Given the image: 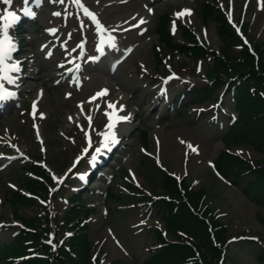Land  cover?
<instances>
[{"label":"rangeland","instance_id":"374dc122","mask_svg":"<svg viewBox=\"0 0 264 264\" xmlns=\"http://www.w3.org/2000/svg\"><path fill=\"white\" fill-rule=\"evenodd\" d=\"M68 1L60 4L43 0L42 7L36 8L30 0L36 18L22 15V0H13L10 8L21 16L15 27L27 26V31L16 34V28L9 30L20 47L18 58L17 49L9 63L19 61L21 70L14 76L17 81L28 80L24 95L0 115V156L5 152L17 154L16 142L22 154L11 160L0 159V217L4 222L0 244L15 242L22 229L18 220L44 218L50 212L60 222H69L68 229L62 231L65 244L67 234L73 235L76 229L82 228L89 237L90 264H94V256L96 264L101 259L104 264H143L150 252L159 249L157 239L165 232L159 208L160 200L166 198L162 190L164 168L179 186L186 181L188 186L203 190V207L211 209L227 229L223 264H260L264 228L258 220L264 210L242 193L251 177L236 185L220 171L219 161L224 153H235L249 162L261 161L264 166V157L248 144H235L229 147L230 152L224 149L225 136L238 122L235 98L222 87L207 101L195 102L198 89L214 88L205 75L208 70H216L213 60L207 56L198 62L199 58L189 60L177 54L179 50L172 53L157 32L163 21L172 44L179 49L190 48L184 29H190L196 38L202 34L208 47L217 49L224 40L219 41L216 30L225 21L241 39L261 41L264 8L258 6V0H81L106 25L105 41L110 35L115 37V48L107 43L103 46L120 63L119 69L110 73V59L94 65L101 41L88 26L90 41L85 43L81 29L89 23L83 20L81 9ZM4 8L0 3V14ZM184 9H190L191 15L178 17L176 14ZM55 12L61 15H53ZM140 18L146 23L133 27ZM185 23L189 27L182 29ZM182 32L184 43L179 42ZM232 41L234 54L233 50H241L242 43ZM49 46H54L50 59ZM76 61L86 64L85 68L67 73V65ZM60 68L62 73L58 75L56 70ZM62 77L65 81L61 83ZM40 89L44 95L37 99ZM101 89H108L109 94L90 103ZM116 100L125 106L119 115L130 118L117 125L119 143L110 152L105 150L100 162L92 167L91 154L102 139L97 132L106 130V101ZM87 115L92 117L91 122ZM88 138L92 146L85 153ZM181 140L198 151L191 152ZM10 141L14 149H10ZM32 165L43 167L50 178L44 185L34 184V192L27 188L29 181L35 180L28 174ZM92 169L95 173L89 178ZM27 190L36 196L23 203L18 198L26 197ZM158 195L159 199L155 198ZM205 260L217 261L218 256L206 255Z\"/></svg>","mask_w":264,"mask_h":264},{"label":"trees","instance_id":"16d2710c","mask_svg":"<svg viewBox=\"0 0 264 264\" xmlns=\"http://www.w3.org/2000/svg\"><path fill=\"white\" fill-rule=\"evenodd\" d=\"M165 25L166 23L162 21L157 33L159 40L166 44L172 53L179 50L189 59L196 60L206 58L209 52L213 57L216 70H208L207 75L216 82L226 78L228 90L235 96L242 117L224 138L227 149L235 144H248L264 155L263 42L255 49L258 57L243 46L240 51H234V54L229 46L215 53L206 46L200 47L194 34L184 29L185 40L192 45L188 44L190 48L179 49L176 44H172V38ZM217 32L224 42L231 43L232 40L237 39L231 28L226 26L225 21L220 23ZM157 63L161 64L160 59ZM219 162L220 171L236 185L245 179L246 174L251 176L252 179L246 181L243 186V194L260 209H264V167H258L256 165L259 164H256L254 168L248 161L226 153L222 155ZM34 171L41 173L39 176L43 181L38 179L29 181L27 187L33 192L34 184L44 185V182L50 181L44 171L39 168ZM163 176V185L170 199H162L159 208L167 234L157 239L161 247L154 254L150 252L149 259L143 264H219L218 261H207L205 257L206 255H214L218 258L224 256L226 251L223 241L228 231L217 217H214L211 209L203 207L205 205L203 190L188 186L186 181L181 183L182 188L179 189L180 186L172 176L166 174ZM19 196L18 199H21L23 203L33 201L31 198ZM15 215L18 217L17 212ZM260 215L259 221L264 227V216ZM21 224L23 229L15 242L0 247V264H12L10 259H18L17 264H90L92 245H90L89 237L81 231L82 228L76 229L72 236L67 237L68 245L62 242L61 238L62 231L68 229L69 222L65 220L60 222L56 216L51 217L50 212L44 218L34 216L27 220L22 219ZM212 238L219 242L220 246H214ZM242 251L244 250H240ZM258 259L260 264H264V248L262 247H260Z\"/></svg>","mask_w":264,"mask_h":264},{"label":"snow or ice","instance_id":"6c2138e0","mask_svg":"<svg viewBox=\"0 0 264 264\" xmlns=\"http://www.w3.org/2000/svg\"><path fill=\"white\" fill-rule=\"evenodd\" d=\"M52 2H59L60 4H63L65 0H52ZM0 3L5 5V8L3 9L2 14H0V81H7L10 84L16 83V79H14L10 73H19L20 72V64L19 61L9 63V61H12L13 59V53L17 51V42L15 40V37L9 34V30L13 28L15 23L21 19V16L18 15L15 11L10 10L11 5L13 3V0H0ZM23 7L20 9V11L23 13V15L35 18L36 12L33 11L30 0H22ZM31 3L35 5L36 8H40L43 5V0H31ZM72 3L79 6L84 14L88 16L91 20L96 21L97 27L101 32L106 31V29L103 28L99 24V21L96 19V15L89 11L87 7H85L81 0H72ZM258 6L261 8H264V0H258ZM151 11V9H149ZM55 16H60V12L53 13ZM178 17H184L185 15H191L190 9H184L183 11L176 14ZM135 19V18H133ZM146 23V20L144 18H140L137 24L133 25V27H139L140 25H143ZM173 29H175V24L173 25ZM115 30V29H114ZM49 31L55 33V29H50ZM239 31V29H237ZM115 37L109 36L107 41L101 40L99 52L101 55L104 54V44H109L110 47L115 48L116 44L114 43ZM50 56L51 53H48ZM80 65L76 64V69L79 70ZM0 100L6 99L8 96H14L15 93H10L4 90V84L0 83ZM109 94L108 89H101L99 92H97L94 96L90 98V103L96 101L97 99L103 98ZM122 99V98H121ZM119 105V107H117ZM35 104L33 105V115H36L35 112ZM82 108V106H81ZM125 106L120 103L119 100L116 101H106V110L104 111V115L107 117V123L105 125L106 130L97 132V135L99 137H102V139L99 141V146L95 147L94 152L91 154L90 164L92 167H95L99 162V157H101L104 154V151L107 150L110 152L112 150V146H115L119 143V139L117 137V125L122 121H127L130 117L129 115H119L120 112L124 111ZM83 110V108H82ZM42 115V114H41ZM87 119L89 122H91L92 117L88 116ZM69 120H72V117H69ZM89 127H91V123H89ZM87 138V137H86ZM182 144L186 143L187 149H189L191 152L195 153L198 151V148L193 146L191 143H187L183 140L180 141ZM92 142L91 139L88 138V147H86L83 151L85 153H88V149L91 148ZM81 179H84V176L80 177ZM135 176H133V180H135ZM179 179V177H177ZM70 235V234H69ZM51 244V240L49 241ZM53 247H55L53 245ZM93 262L96 264L97 257H93ZM99 264H104V261L101 259L99 260Z\"/></svg>","mask_w":264,"mask_h":264},{"label":"bare ground","instance_id":"6f19581e","mask_svg":"<svg viewBox=\"0 0 264 264\" xmlns=\"http://www.w3.org/2000/svg\"><path fill=\"white\" fill-rule=\"evenodd\" d=\"M12 73H10V75H11ZM61 83H62V81H61Z\"/></svg>","mask_w":264,"mask_h":264}]
</instances>
